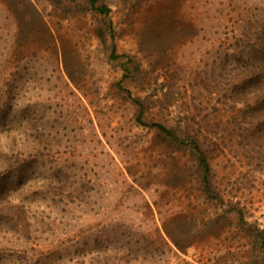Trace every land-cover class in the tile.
Returning a JSON list of instances; mask_svg holds the SVG:
<instances>
[{"label": "rangeland", "instance_id": "rangeland-1", "mask_svg": "<svg viewBox=\"0 0 264 264\" xmlns=\"http://www.w3.org/2000/svg\"><path fill=\"white\" fill-rule=\"evenodd\" d=\"M257 14L0 0V264H264V108L227 62Z\"/></svg>", "mask_w": 264, "mask_h": 264}, {"label": "trees", "instance_id": "trees-1", "mask_svg": "<svg viewBox=\"0 0 264 264\" xmlns=\"http://www.w3.org/2000/svg\"><path fill=\"white\" fill-rule=\"evenodd\" d=\"M94 1V0H93ZM260 14H257L255 20V30L253 34V42H246V46H250L248 50L236 56L235 59L228 58V68H245V76L243 77V83L255 84L256 100L259 107L264 108V17L261 18ZM261 18V19H260ZM230 60V61H229ZM245 101V100H244ZM251 101V100H250ZM253 101V102H254ZM245 106L249 108L251 102H244ZM261 104V105H260ZM251 108V107H250ZM160 128H167L161 123L157 124ZM188 141H191L192 146L196 150V156L199 164L202 166L205 173L209 171V163L207 161L206 155L203 152L201 146L196 137H187Z\"/></svg>", "mask_w": 264, "mask_h": 264}]
</instances>
